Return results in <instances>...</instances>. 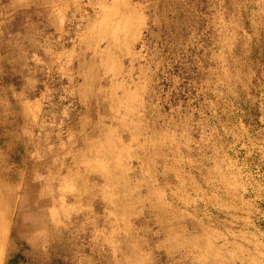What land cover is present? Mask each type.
Masks as SVG:
<instances>
[{"label": "rangeland", "instance_id": "rangeland-1", "mask_svg": "<svg viewBox=\"0 0 264 264\" xmlns=\"http://www.w3.org/2000/svg\"><path fill=\"white\" fill-rule=\"evenodd\" d=\"M0 264H264V0H0Z\"/></svg>", "mask_w": 264, "mask_h": 264}, {"label": "crops", "instance_id": "crops-1", "mask_svg": "<svg viewBox=\"0 0 264 264\" xmlns=\"http://www.w3.org/2000/svg\"><path fill=\"white\" fill-rule=\"evenodd\" d=\"M0 257H1V251H0Z\"/></svg>", "mask_w": 264, "mask_h": 264}]
</instances>
